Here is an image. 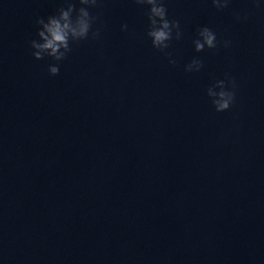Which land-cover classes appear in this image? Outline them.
I'll list each match as a JSON object with an SVG mask.
<instances>
[{
	"label": "water",
	"instance_id": "water-1",
	"mask_svg": "<svg viewBox=\"0 0 264 264\" xmlns=\"http://www.w3.org/2000/svg\"><path fill=\"white\" fill-rule=\"evenodd\" d=\"M135 5L134 0H100L98 7L89 9L98 16L93 30H100L99 39L73 44L59 62V74L51 76L48 65L56 61L35 60L29 42L38 39L37 18L56 14L66 6L64 0H0V161Z\"/></svg>",
	"mask_w": 264,
	"mask_h": 264
},
{
	"label": "clouds",
	"instance_id": "clouds-1",
	"mask_svg": "<svg viewBox=\"0 0 264 264\" xmlns=\"http://www.w3.org/2000/svg\"><path fill=\"white\" fill-rule=\"evenodd\" d=\"M81 7L77 8L74 0H64V5L57 9L56 14L50 15L45 20L37 18L36 24L38 39L31 40L30 47L33 50L32 56L35 60H43L46 57L56 61L48 65V73L51 76L59 74V62L65 60L72 51V45L81 41L99 39L100 30H93V26L98 20V16L93 15L89 9L96 8L100 0H78ZM137 5L147 7V31L146 36L151 40L152 47L160 52L166 53L171 46L173 39L180 40L183 33L178 20L168 18V10L164 0H134ZM232 0H211L213 7L217 11H223L229 7ZM250 2L259 7L257 0ZM238 21L247 19L245 15L239 14L235 17ZM122 30H127V25H122ZM197 39L193 40L196 52H203L205 49H216L220 43L216 33L209 27L199 28ZM230 41H224L223 46L228 47ZM169 63L176 64L174 59H169ZM204 67L203 60L193 58L185 65V72H199ZM236 82L230 75L225 74V79L216 80L207 88V96L210 98L213 109L220 113L229 110L235 102Z\"/></svg>",
	"mask_w": 264,
	"mask_h": 264
}]
</instances>
